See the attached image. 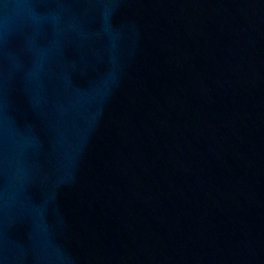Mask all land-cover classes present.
I'll return each instance as SVG.
<instances>
[{"label":"water","instance_id":"1","mask_svg":"<svg viewBox=\"0 0 264 264\" xmlns=\"http://www.w3.org/2000/svg\"><path fill=\"white\" fill-rule=\"evenodd\" d=\"M0 264H264V0H0Z\"/></svg>","mask_w":264,"mask_h":264}]
</instances>
